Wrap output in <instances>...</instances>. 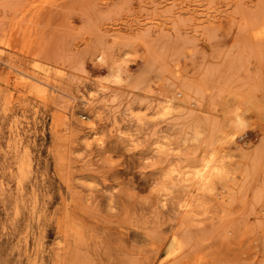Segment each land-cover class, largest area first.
Instances as JSON below:
<instances>
[{
	"label": "rangeland",
	"instance_id": "374dc122",
	"mask_svg": "<svg viewBox=\"0 0 264 264\" xmlns=\"http://www.w3.org/2000/svg\"><path fill=\"white\" fill-rule=\"evenodd\" d=\"M0 264H264V0H0Z\"/></svg>",
	"mask_w": 264,
	"mask_h": 264
}]
</instances>
